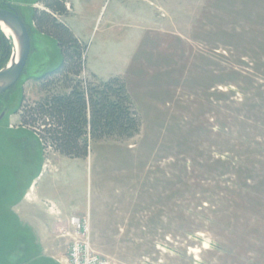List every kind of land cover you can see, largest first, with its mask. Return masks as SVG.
<instances>
[{"label":"rangeland","instance_id":"obj_1","mask_svg":"<svg viewBox=\"0 0 264 264\" xmlns=\"http://www.w3.org/2000/svg\"><path fill=\"white\" fill-rule=\"evenodd\" d=\"M73 1L78 16L58 18L77 22L91 70L126 82L141 130L91 141L81 158L16 130V110L44 96L37 76L61 57L32 21L52 11L46 0H0L31 29L24 71L0 96V264L30 225L63 264L72 216L88 219L111 264H264V0ZM83 61L80 77L96 82ZM21 136L38 141L34 154L6 144ZM32 206L45 221H31Z\"/></svg>","mask_w":264,"mask_h":264},{"label":"trees","instance_id":"obj_2","mask_svg":"<svg viewBox=\"0 0 264 264\" xmlns=\"http://www.w3.org/2000/svg\"><path fill=\"white\" fill-rule=\"evenodd\" d=\"M46 6L52 11L36 9L31 17L35 31L57 42L61 61L52 74L61 76L44 79V96L31 106L20 107L21 122L68 158L87 157L91 141L137 135L142 117L126 82L119 76L96 82L81 78L87 43L53 15L65 13V0H46ZM27 27L31 34L30 26ZM12 49L13 44L0 28V68Z\"/></svg>","mask_w":264,"mask_h":264},{"label":"flooded vegetation","instance_id":"obj_3","mask_svg":"<svg viewBox=\"0 0 264 264\" xmlns=\"http://www.w3.org/2000/svg\"><path fill=\"white\" fill-rule=\"evenodd\" d=\"M65 5H66V11L64 14H58V13L54 14L53 13V15L58 19V21H61L63 23H66V22L58 18V15L63 16L68 12L69 9H67L66 0H65ZM54 69L55 68H52V69L46 68L42 70L37 76V78L51 79L56 76H61L58 74H55V75L52 74V71H54ZM16 114L19 117V125L16 126V130L20 128H26V125H24L21 122V115H20L19 107L16 110ZM4 115H5L4 112L0 114V134H3V132L5 134L7 133L6 126L4 125V120H3ZM10 127L12 129L15 128V126L13 125H10ZM4 143H6V141H4ZM12 143L18 144V147H20L18 148V150L20 149L19 151H24L26 154L32 155L35 153L34 149L38 141L36 139H29V137L21 136L20 138L15 137L11 139L6 144L8 145ZM20 143L22 144L19 145ZM21 229H20L19 235H16V237L14 238H11V237H13V235H15L16 232L14 234L11 233V237L9 236L7 238V241H5V243H3V245L1 246L2 247L1 256H3V259H2L3 264H52L51 261L47 259V255L44 251L42 243L39 242L38 240L39 237L37 236L33 228H31V225H30V228L28 227L29 231L25 230L21 233Z\"/></svg>","mask_w":264,"mask_h":264},{"label":"water","instance_id":"obj_4","mask_svg":"<svg viewBox=\"0 0 264 264\" xmlns=\"http://www.w3.org/2000/svg\"><path fill=\"white\" fill-rule=\"evenodd\" d=\"M8 26L17 38L19 45L18 58L13 53L10 62L0 69V95L13 87L21 77L31 51V37L25 21L12 7L3 2L0 6V24Z\"/></svg>","mask_w":264,"mask_h":264},{"label":"built area","instance_id":"obj_5","mask_svg":"<svg viewBox=\"0 0 264 264\" xmlns=\"http://www.w3.org/2000/svg\"><path fill=\"white\" fill-rule=\"evenodd\" d=\"M71 231H64V236L71 237L67 255L61 259L63 264H111L99 255L91 245L89 221L85 217L70 218Z\"/></svg>","mask_w":264,"mask_h":264},{"label":"crops","instance_id":"obj_6","mask_svg":"<svg viewBox=\"0 0 264 264\" xmlns=\"http://www.w3.org/2000/svg\"><path fill=\"white\" fill-rule=\"evenodd\" d=\"M73 2H74V1H73ZM73 2H71V3L67 2V8L69 9V11H71L72 9H74L73 14L76 15V17H77L78 14H77V12H76L75 2H74V3H73ZM101 9H102V6H101ZM100 12H101V11H100ZM68 23H69V27L73 30L74 34H75L78 38L82 39V40L85 42L84 38L80 35V31H79V27H78L77 22H76V24H74V22H68ZM73 24H74V25H73ZM75 26H76V27H75ZM87 53H88V48H87V50H86V55H85L86 68L88 69L89 73H90L92 76H94L96 79H100V80H102V77H100L99 75H97L93 70H91V69L89 68V65H88V63H87ZM65 157H66V156H65ZM32 207H33V208H32L33 211H31L29 214H32L33 212H36V215H32V216L29 215L31 221H32V222H38V223H42L43 221H45V220H43L44 218H43L42 212L39 211V206H38V207L32 206ZM43 210H44V209H43ZM48 210H49V209H47V211H48ZM22 212H23V211H22ZM47 213L49 214V211H48ZM23 215H24V214H23ZM24 217H26V216H24ZM42 218H43V219H42ZM30 224H32V223H30Z\"/></svg>","mask_w":264,"mask_h":264},{"label":"bare ground","instance_id":"obj_7","mask_svg":"<svg viewBox=\"0 0 264 264\" xmlns=\"http://www.w3.org/2000/svg\"><path fill=\"white\" fill-rule=\"evenodd\" d=\"M0 28L1 30L9 37L13 40V44H14V55L15 58H18V54H19V45H18V41L16 36L14 35L13 31L6 26L4 23L0 24ZM29 196V194H27Z\"/></svg>","mask_w":264,"mask_h":264}]
</instances>
